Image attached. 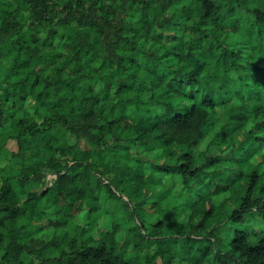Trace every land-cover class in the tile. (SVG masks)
Listing matches in <instances>:
<instances>
[{"label":"trees","instance_id":"16d2710c","mask_svg":"<svg viewBox=\"0 0 264 264\" xmlns=\"http://www.w3.org/2000/svg\"><path fill=\"white\" fill-rule=\"evenodd\" d=\"M234 1L0 0V264H264V228L215 238L264 224V47L229 42Z\"/></svg>","mask_w":264,"mask_h":264},{"label":"rangeland","instance_id":"374dc122","mask_svg":"<svg viewBox=\"0 0 264 264\" xmlns=\"http://www.w3.org/2000/svg\"><path fill=\"white\" fill-rule=\"evenodd\" d=\"M230 4V2H224L223 5L228 6ZM234 4H236L237 10H238V14L237 17L240 16L242 18V25H241V29L242 31H238V34H234L233 36H231L229 38V42H232V44H237V43H250V45H252L253 49L257 52L258 50L262 51V48L264 47V36H260L259 35V25L256 24L253 20V18L251 16H249L250 14L247 13V11H251L253 8L255 7H263L264 8V0H244V3H241L242 7H239V0H235ZM231 16V12L226 13V17H228L227 19V27H235L237 26V21H234V19H230ZM264 29V27H262ZM241 34V35H240ZM232 40V41H231ZM263 52V51H262ZM248 54L246 53V56ZM262 90V88H261ZM264 92V90H262ZM256 107H260L264 109V93L262 95V97L260 98V100L258 102L255 103ZM212 130V129H211ZM214 131V130H213ZM214 133H210L209 135H207L209 138H213ZM264 135V131H259L255 137L252 139V142H250L246 148H249L250 146H252L253 144L257 143V139L256 137L259 136H263ZM9 150L11 151H15L17 149V145L14 141H10L9 144ZM204 146V145H203ZM263 154H264V148L262 149ZM10 152L7 151V155L6 157H10ZM5 159V157L3 158ZM5 164V161L1 160L0 165ZM154 201V198H150L148 200V204L149 206L152 204V202ZM162 203L167 207V201H162ZM235 209V205L233 204H229V205H225L223 207L218 208V215H219V219H227L228 215ZM152 214V213H151ZM83 221V218L81 219ZM159 220V217H157L156 215H154L152 218L151 216L147 218V221L149 223H156ZM85 222V221H83ZM215 221L211 222V224H209V231H212V227L214 226ZM225 226L222 227L221 229H219L218 231L215 232V238L216 240H218V244L220 243V240H222L221 244L219 245L221 248H223V250L227 251L228 250V244L229 242L233 241L236 236L235 233L236 231H247L250 235H253L254 233H261L263 228H264V224L262 222L259 221L258 219V214L256 213H248L245 216V225H241V224H232V223H228V224H224ZM127 226L124 225L123 226V230L122 233L120 234V238L123 239L125 234L127 233ZM45 239L50 238L49 235H46L44 237ZM209 246V244H208ZM204 247H207V244L204 243ZM218 247V245H217ZM208 258H211V255L208 256Z\"/></svg>","mask_w":264,"mask_h":264}]
</instances>
